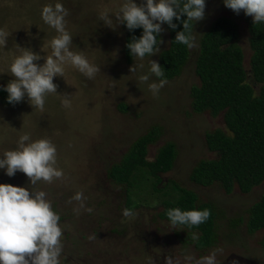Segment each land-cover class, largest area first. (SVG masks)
Returning a JSON list of instances; mask_svg holds the SVG:
<instances>
[{
  "label": "rangeland",
  "instance_id": "374dc122",
  "mask_svg": "<svg viewBox=\"0 0 264 264\" xmlns=\"http://www.w3.org/2000/svg\"><path fill=\"white\" fill-rule=\"evenodd\" d=\"M55 2L0 0V28L9 32L0 49V85L12 78L6 66L19 48L39 53L40 64L50 55L48 43L56 33L42 21L40 10L44 4ZM61 2L68 9L65 26L72 34L70 48L83 51L90 62L99 64L100 72L89 79L65 63L63 76L54 77L56 93L46 95L43 109L33 108L26 98L9 104L0 94V153L15 147L24 131L31 132L33 138L47 136L57 146V165L64 171L62 178L28 185L29 178L23 172L17 171L10 177L0 169V182L34 190L43 188L49 194L61 216V264H149L151 258L155 264H164L165 256L185 264L187 254L199 258L212 251H216L220 264L231 255L244 258L247 264H264V246L260 243L263 230L248 233L245 225L249 207L264 194V180L247 193L236 185L226 193L218 182L203 186L189 177L200 159L215 156L206 145L205 133L224 129L222 113L213 116L208 110L192 109L191 87L199 83L195 59L200 38L217 17L231 18L237 25V43L244 54V66L249 69L251 16L243 10L234 13L222 0H206L203 19L193 23L195 46L189 48L187 61L153 96L147 82L140 81L138 76L147 70L149 60L159 62V53L167 48L166 24L159 34V51L141 60L127 57L126 28L122 23L118 24L113 16L114 27H109L99 19L102 10L114 11L120 0ZM134 64H143L144 68L129 72V66ZM65 97L69 101L67 106L63 103ZM153 126L158 127L157 135L147 144L145 157L153 160L163 144L173 142L176 155L172 168L160 174L157 186L161 190L153 189L155 178L149 171L145 177L137 173L131 186L126 187L125 182L110 175V168L120 163L136 138ZM171 180L193 190L198 201L214 205L217 235L213 244L197 247L184 226L174 229L166 218L160 217L162 201L174 200L180 193ZM76 191L83 192L91 212L81 210L77 215L73 211L77 202L69 201ZM125 207L136 211L135 218L123 217Z\"/></svg>",
  "mask_w": 264,
  "mask_h": 264
},
{
  "label": "clouds",
  "instance_id": "9594fccd",
  "mask_svg": "<svg viewBox=\"0 0 264 264\" xmlns=\"http://www.w3.org/2000/svg\"><path fill=\"white\" fill-rule=\"evenodd\" d=\"M222 2L236 14L243 10L245 15L251 16L253 24H264V0ZM205 3L206 0H120L114 11L102 10L99 19L105 25L114 27V16L117 23H122L129 31L141 29L139 36L133 35L126 42V47L132 57L142 60L159 51L162 25L176 28L173 19L180 20L181 14L185 17L184 23L182 29L175 33L174 39L189 48L194 47L192 25L203 19ZM67 15L68 9L61 0L42 6V21L56 33L48 43L51 53L44 58L42 64L37 62L41 59L39 53L29 48H19L17 53L12 54L6 66L12 78L0 85V89L7 93L6 101L9 104H17L26 98L33 108L43 109L46 95L56 93L54 77L63 76L65 63H70L89 79L100 72L99 64L90 62L83 51L70 48L72 34L65 26ZM8 36L9 32L0 28V49H3ZM138 68L143 69L144 65H130L129 72H137ZM151 77L158 79L153 80ZM138 79L147 82L153 96L166 83L163 67L153 59L149 60L147 70L139 73ZM63 103L68 105L66 97ZM0 169L10 177L17 171L23 172L29 178L28 185H36L39 181L52 183L64 176L63 169L57 165L56 144L47 136L33 138L29 131L18 136L15 147L0 153ZM85 200L81 191H76L71 197L69 202H77L73 208L77 215L81 210L92 211L86 206ZM122 215L125 218H135L137 213L133 208L125 207ZM209 215L207 208L198 207L183 210L171 207L166 211L167 220L174 229L178 225L189 228L198 226ZM62 234L61 216L43 188L34 190L28 186L0 182V264H61ZM190 238L196 241L198 233L191 232ZM184 260L185 264H220L216 251L199 258L187 254ZM149 264H155V261L151 258ZM164 264L180 262L172 256H165ZM232 264L237 262L232 261Z\"/></svg>",
  "mask_w": 264,
  "mask_h": 264
},
{
  "label": "trees",
  "instance_id": "16d2710c",
  "mask_svg": "<svg viewBox=\"0 0 264 264\" xmlns=\"http://www.w3.org/2000/svg\"><path fill=\"white\" fill-rule=\"evenodd\" d=\"M184 18L181 14L180 20L173 19L176 24L174 29L166 24L169 43L159 53L158 62L163 67L166 80L180 72L189 56V47L174 39L175 33L182 29ZM140 32L139 28L131 31L126 28L124 50L127 57L131 54L126 42L133 35L139 36ZM248 32L251 55L249 69H246L243 51L237 43L236 23L226 16H219L211 23L200 38L195 59L199 83L192 86L190 91L192 109L196 112L208 110L213 116L222 113L224 129L216 128L205 133L206 145L215 156L200 159L191 169L189 177L203 186L218 182L226 193H230L234 185L247 193L264 180V24H253L250 20ZM0 94L7 102V93L0 90ZM157 130L158 127L153 126L137 137L120 163L110 168V175L116 181L125 182L128 187L131 186L130 181L136 179L137 173L145 177V172L149 171L155 178L153 189L161 190L157 186L161 181L160 174L172 168L176 149L173 142H166L158 149L153 160H147L146 147L156 138ZM171 181L180 193L174 200L162 201L160 217L167 219L166 211L171 207L182 210L207 208L210 215L204 223L192 228L184 227L189 237L191 232H199L195 241L197 247L213 244L217 235L214 205L209 201H198L193 190ZM245 225L248 233L263 230L260 243L264 246V194L249 207Z\"/></svg>",
  "mask_w": 264,
  "mask_h": 264
},
{
  "label": "flooded vegetation",
  "instance_id": "af4514ba",
  "mask_svg": "<svg viewBox=\"0 0 264 264\" xmlns=\"http://www.w3.org/2000/svg\"><path fill=\"white\" fill-rule=\"evenodd\" d=\"M232 261H236L237 264H247L244 258L235 255H231L230 258H227L224 264H232Z\"/></svg>",
  "mask_w": 264,
  "mask_h": 264
}]
</instances>
